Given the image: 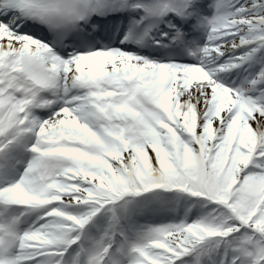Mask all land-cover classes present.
<instances>
[{"label":"snow or ice","instance_id":"6c2138e0","mask_svg":"<svg viewBox=\"0 0 264 264\" xmlns=\"http://www.w3.org/2000/svg\"><path fill=\"white\" fill-rule=\"evenodd\" d=\"M0 264H264V0H0Z\"/></svg>","mask_w":264,"mask_h":264}]
</instances>
